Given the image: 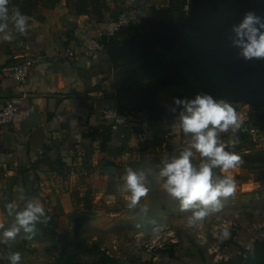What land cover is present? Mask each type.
<instances>
[{
    "label": "crops",
    "instance_id": "obj_1",
    "mask_svg": "<svg viewBox=\"0 0 264 264\" xmlns=\"http://www.w3.org/2000/svg\"><path fill=\"white\" fill-rule=\"evenodd\" d=\"M81 3L10 0V9L28 16V31L13 30L10 41L0 38V110L7 101L16 109L13 122L0 126V210L6 201L22 206L23 191L43 204L59 228L75 226L78 236L92 226L98 202L124 194L119 188L127 168H140L151 151L162 161L190 143L170 111L175 99L205 92L248 108L250 122L226 150L239 153L264 144L257 68L237 58L227 34L208 29L198 2L188 1L183 13L138 9L133 24L113 38L107 26L122 10L109 0H101L97 10L87 0ZM90 38L104 48L84 59L79 53ZM66 49L72 58L63 57ZM29 59L36 64L24 84L2 71ZM114 107L140 110L148 119L157 110L160 122L149 120L154 142H137L133 120L103 142L108 129L103 113ZM221 138L227 143L230 136Z\"/></svg>",
    "mask_w": 264,
    "mask_h": 264
},
{
    "label": "rangeland",
    "instance_id": "obj_2",
    "mask_svg": "<svg viewBox=\"0 0 264 264\" xmlns=\"http://www.w3.org/2000/svg\"><path fill=\"white\" fill-rule=\"evenodd\" d=\"M170 1L109 0V3L125 12L145 7L165 8ZM260 147L247 146L239 153L234 151L242 162L221 173L235 180L234 195L222 200L218 211L195 226L188 223L192 213L181 212L179 202L163 189V181L158 177L162 161L151 151V159L144 158L136 169L145 174L150 188L136 209L127 207L126 193L115 200L102 199L94 209L92 226L81 228L79 236L75 226L62 230L47 214L50 220L46 225L37 224L33 234L21 231L11 248L0 243V264H10L7 258L10 252L21 254L19 264H49L60 255L87 264L97 260L98 253L88 251L94 246L117 258L120 264H216L246 258L255 242L264 239V144ZM145 206L147 213L141 211ZM0 223L8 228L14 220L7 216L6 210H0ZM224 229L229 232L226 237Z\"/></svg>",
    "mask_w": 264,
    "mask_h": 264
},
{
    "label": "clouds",
    "instance_id": "obj_3",
    "mask_svg": "<svg viewBox=\"0 0 264 264\" xmlns=\"http://www.w3.org/2000/svg\"><path fill=\"white\" fill-rule=\"evenodd\" d=\"M10 0H0V38L12 39V31L24 35L28 31L29 18L18 7L9 8ZM12 25V30L9 25ZM228 36L230 46L237 50L236 56L244 61L264 60V16L255 10H248L237 24L231 26ZM171 112L177 113L179 128L190 143L179 154L162 160L158 177L163 181L162 187L167 194L179 202L181 212L190 211L189 225L195 226L211 213L222 207V200L234 195L235 180L231 176L221 175L237 167L242 158L235 152L226 150L238 142L237 132L244 120L233 106L224 98H215L211 94L199 92L192 99H175ZM228 134L227 143L221 138ZM198 154L199 163H194ZM123 183L119 190L127 195V207L131 210L140 205L150 188L143 172L127 168L122 176ZM18 200L4 204L6 214L14 223L5 228L0 223V243L9 248L21 231L33 234L37 224H47L50 217L43 204L23 191ZM147 207L141 208L147 213ZM223 235H229L224 229ZM10 264H19L21 254L10 252Z\"/></svg>",
    "mask_w": 264,
    "mask_h": 264
},
{
    "label": "built area",
    "instance_id": "obj_4",
    "mask_svg": "<svg viewBox=\"0 0 264 264\" xmlns=\"http://www.w3.org/2000/svg\"><path fill=\"white\" fill-rule=\"evenodd\" d=\"M188 7L186 6L185 10ZM136 19V11L129 9L121 13L117 18L111 20L107 26V36L113 38L120 32L128 29ZM104 45L95 38L87 39L84 46L79 53L84 59L92 58L97 52L103 50ZM65 58H72L73 54L70 49H66L64 56ZM36 61L25 60L20 64L13 65L4 68L2 71L11 78L16 79L20 84L26 83L32 68L35 66ZM238 113L243 117V124L240 131L246 129L247 124L251 120V111L246 107H235ZM15 105L12 101H7L3 108L0 110V126L6 127L10 125L15 117ZM130 120L134 121V127L136 139L138 143H150L154 142L155 136L153 127L148 117L140 110L136 109H119L110 108L103 113V121L110 128L112 133L122 132L124 129H129ZM227 135V134H224ZM57 136L54 137L56 139Z\"/></svg>",
    "mask_w": 264,
    "mask_h": 264
},
{
    "label": "water",
    "instance_id": "obj_5",
    "mask_svg": "<svg viewBox=\"0 0 264 264\" xmlns=\"http://www.w3.org/2000/svg\"><path fill=\"white\" fill-rule=\"evenodd\" d=\"M198 5L203 12L202 19L209 23L208 29L221 36L227 34L225 40L228 45V36L232 35L231 26L239 23L246 11L255 10L258 15L264 16V0H200ZM223 44L226 45V42H222ZM232 50L237 51L234 48ZM249 63L257 68L259 78L255 80V87L257 90H264V60H252ZM261 98L263 96L260 94L259 99Z\"/></svg>",
    "mask_w": 264,
    "mask_h": 264
},
{
    "label": "trees",
    "instance_id": "obj_6",
    "mask_svg": "<svg viewBox=\"0 0 264 264\" xmlns=\"http://www.w3.org/2000/svg\"><path fill=\"white\" fill-rule=\"evenodd\" d=\"M85 1L86 0H82V3H81L82 7L84 6ZM87 1L91 5L95 6V9H96V5L101 0H87ZM187 5H188V0H171L168 6L163 8L162 11L167 12V13H183ZM102 6H105V4L102 3ZM78 13L82 15L85 13V11H80ZM149 120L154 123H159L161 120L159 112L157 110H154V112L149 117ZM111 136H112V132L110 128L108 127L107 136L103 138V142L109 141ZM104 145L105 144H103V147H102L103 149H104ZM88 251L97 252L98 256H97V260L92 261L91 263H87V264H120L117 258L110 256L105 251L100 252L101 249L98 248L97 246H94V248H89ZM49 264H83V263L79 261L78 262L73 261V258L71 256L65 257V256L60 255L54 262L49 263ZM216 264H264V239L255 242L253 249L250 250L249 255L246 258L239 257L234 260L222 261Z\"/></svg>",
    "mask_w": 264,
    "mask_h": 264
}]
</instances>
